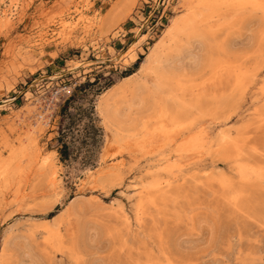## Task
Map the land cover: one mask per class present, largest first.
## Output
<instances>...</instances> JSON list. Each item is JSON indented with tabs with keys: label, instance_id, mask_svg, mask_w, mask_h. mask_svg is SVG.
<instances>
[{
	"label": "rangeland",
	"instance_id": "rangeland-1",
	"mask_svg": "<svg viewBox=\"0 0 264 264\" xmlns=\"http://www.w3.org/2000/svg\"><path fill=\"white\" fill-rule=\"evenodd\" d=\"M58 1L0 0V16H14L0 32V264H28L27 253L45 264H264V0L213 13L207 42L173 52L165 76L186 113L173 123L166 82L141 94L127 112L131 124H147L146 138L103 163L95 99L136 69L176 0H90L85 30L42 45L45 17L48 36L60 30ZM179 130L172 148L193 153L170 167L176 151L166 142ZM37 150L53 153L51 166L35 164Z\"/></svg>",
	"mask_w": 264,
	"mask_h": 264
},
{
	"label": "bare ground",
	"instance_id": "bare-ground-1",
	"mask_svg": "<svg viewBox=\"0 0 264 264\" xmlns=\"http://www.w3.org/2000/svg\"><path fill=\"white\" fill-rule=\"evenodd\" d=\"M63 1L64 0H59L57 2L56 7H57L58 12L57 13L55 12L57 15L56 17L58 18L57 21H58V24H59L58 27L60 28V30L57 32V34L54 33L51 36H48L46 28H48L50 23L53 22V19H48L45 17L41 23L42 26L38 29V34L36 35L38 37L37 41H40L39 42L40 44L44 43L47 39L54 37L55 35H56V39L68 38L69 35H71L76 29L81 28V29L85 30L88 27V25L91 23V20H90L91 15L89 14V5H90L89 2H90V0H75L73 5H71V6L64 5ZM254 2L259 4L257 0H176V2H175V9L177 10L176 15H174L168 19V23L162 29L160 35L155 39L153 44L149 47V50L146 52L144 58L140 61L138 67L133 72H131L130 74H127L125 76L120 77L117 81H115L107 89H105L102 93H100L97 96V98L95 99L94 107H95L96 119H97V122L99 123V126L100 125L102 126L103 133H104L102 145H101V147L97 153L98 162L103 163L108 158L113 157L112 155L115 154L117 151H120L121 149H125V148L131 146L132 143L139 141V139L144 140L146 138L147 124L145 122L131 124L127 109L129 108V106L132 105L130 108V110H132L133 105L142 101L143 97H140L141 94H145L146 92H149L152 89L154 90L155 88H157V91H160L161 90L160 84L162 82H166L168 87H169L167 89V94H166L167 98L161 97V99L164 98L162 105L164 108H168V109H171L174 111L173 117L175 119L171 118V120L174 121L173 123H176L175 122L176 118H178V116H180V114L186 113L184 111L185 108L182 106V104H179L176 101L177 95H176V91H175V87H174L176 85H172L171 76L170 77L165 76V71H166L165 65L171 63V60L173 59L172 54L174 51L180 53L182 51V49L193 38H199V39L202 38V41L207 42L208 35H207L206 30H205L207 27V19L212 18L213 13H217L221 9L222 10L226 9V11L229 10V12L230 11L233 12V11L237 10V8H240L239 6H241L243 4L254 3ZM70 4H71V2H70ZM167 4H168V2H167ZM260 4H262V3H260ZM254 6H255V4H254ZM259 6H261V5H259ZM12 15L13 14L11 13V11H9V9L8 10L5 9L2 11V15L0 16V32L3 31L2 29L4 27H6L8 24H12L13 17H14V16L12 17ZM228 17L230 18V17H232V15L224 17V19L228 20ZM144 38H145V34H143V35L141 34V37L139 38V40L133 42L130 45V47L123 53L122 56H126L130 52L136 50L140 46V44L142 43ZM255 39H256V37H255ZM22 40H24V42L26 41L27 44H30L31 42H33V40H31V42H30V40H28V39H26V40L22 39ZM260 40H262V39H260ZM254 43H256V42L254 41L253 44ZM18 45L20 46L21 44L16 43L14 45V47H18ZM30 46L31 45H29V47ZM259 46H260V44H259ZM206 49H207V47H206ZM177 61H178L177 64H179L180 59L179 60L177 59ZM202 64L204 66L210 65L211 67H214L215 63L212 61H208V59L206 57H204L202 59ZM252 76L255 77L256 74L254 73ZM179 81L180 80H177V83H179ZM238 83L239 82H237L236 85ZM243 83L245 84V82H243ZM176 89H177V87H176ZM5 100L7 101V99H5ZM160 110L161 109H159V108H157L155 110L156 116L160 115ZM187 116H188V113L186 114V117ZM43 118L41 117V119H43ZM138 120H139V118H138ZM205 121H206L205 118H203V117L199 118L198 120L193 122V128L198 126V124L203 125ZM181 133H182V130L175 132L170 138H168V140L166 142V146H169L170 150L176 151V154L174 157L175 160H173V162L170 163L169 158H166L164 160L165 164L170 163V164H167L170 167H178V168L180 167L181 168V166L183 165L182 160L190 157L193 153V152L191 153V151H188L184 148H181L180 146H178L177 148H172L174 146L177 138L181 135ZM228 136H230V135H228ZM154 138L155 137H153V139ZM223 138H224V136H223ZM223 138H221V140ZM183 139H184V137H183ZM188 142L189 141H187V144H186L187 147L189 144ZM183 143L185 144L186 142H183ZM217 143H220L219 140H215L213 142V144H217ZM147 145H148V143L147 144L141 143L140 147L142 148V150H144L146 147H148ZM235 146L238 147V144ZM211 147H214V146H211ZM34 154L35 155L32 157V159L34 160L35 164L37 163L43 169H46L48 167V165H50L51 159L53 156L52 152H48L46 154H41L40 150H37L36 153H34ZM234 154H236V153H234ZM28 156L30 157V155H28ZM27 157H26V160H27ZM58 171H57L56 167H54V168L51 167V169L49 171V177L47 180L53 186V190H54V193H55L57 199H59L61 196V194H60L61 192L58 191L59 189L56 190L57 188L55 187V185L57 183L58 175H60V174H58ZM40 173H41V171H40ZM173 173H175V172H173ZM86 175L88 177L87 179L90 182H92L93 184L97 183L96 176H92V174L90 172L87 173ZM173 177H175V176H173ZM61 180H63V179L61 178L60 181ZM88 180H87V182H88ZM14 195L16 196V193ZM17 196H20V195L18 194ZM5 248H6V246H3L1 248L0 263L3 261V257H4L3 252H4ZM26 256H28L30 259L28 264H45L44 261H42L41 259L31 258L28 253L26 254Z\"/></svg>",
	"mask_w": 264,
	"mask_h": 264
},
{
	"label": "built area",
	"instance_id": "built-area-1",
	"mask_svg": "<svg viewBox=\"0 0 264 264\" xmlns=\"http://www.w3.org/2000/svg\"><path fill=\"white\" fill-rule=\"evenodd\" d=\"M61 90H63V89H62V88H57V89L54 91V93H53L52 96H51V101H50V103H51L53 100H55V98L57 99V97L61 96V95H60ZM53 97H55V98H53ZM50 107H52V105H51ZM50 117H51V116H50Z\"/></svg>",
	"mask_w": 264,
	"mask_h": 264
},
{
	"label": "trees",
	"instance_id": "trees-1",
	"mask_svg": "<svg viewBox=\"0 0 264 264\" xmlns=\"http://www.w3.org/2000/svg\"><path fill=\"white\" fill-rule=\"evenodd\" d=\"M137 67H138V66H137ZM137 67H136V68H137ZM131 72H132V71H131ZM131 72H129V73H127V74H130ZM127 74H126V75H127Z\"/></svg>",
	"mask_w": 264,
	"mask_h": 264
}]
</instances>
